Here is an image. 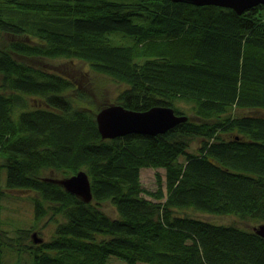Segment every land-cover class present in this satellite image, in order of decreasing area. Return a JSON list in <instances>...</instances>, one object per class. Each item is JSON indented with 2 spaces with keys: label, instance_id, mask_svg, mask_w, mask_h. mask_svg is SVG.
Instances as JSON below:
<instances>
[{
  "label": "trees",
  "instance_id": "trees-1",
  "mask_svg": "<svg viewBox=\"0 0 264 264\" xmlns=\"http://www.w3.org/2000/svg\"><path fill=\"white\" fill-rule=\"evenodd\" d=\"M0 34L9 36L0 48V264L3 247L31 251L33 264H264L252 230L185 213L264 223V5L238 15L170 0H0ZM58 58L122 85L116 104L170 106L187 119L155 136L102 139L95 115L110 103L28 62ZM142 168L164 169V181L156 173V189H144ZM47 170L85 171L91 202ZM4 189L32 195L33 225L12 236L2 228ZM50 223V237L34 243L31 233Z\"/></svg>",
  "mask_w": 264,
  "mask_h": 264
},
{
  "label": "rangeland",
  "instance_id": "rangeland-1",
  "mask_svg": "<svg viewBox=\"0 0 264 264\" xmlns=\"http://www.w3.org/2000/svg\"><path fill=\"white\" fill-rule=\"evenodd\" d=\"M9 40V36L0 34V48L4 46ZM27 62V61H26ZM33 66H40L46 70L54 71L57 73L64 74V76L70 77L73 79L75 84L80 87V90L91 93L94 99H104L108 103H114V99L118 91L122 88V85H119L113 81L110 77L103 74L95 73L90 67L81 61H70L63 58L58 59H40L28 61ZM1 80V79H0ZM31 104L32 101L29 100ZM179 106V103H178ZM187 114L191 116V112L187 111ZM197 149L196 141H193L188 148L189 152L195 153ZM183 158H180L182 161ZM45 177H57L61 178L59 174L53 171L43 172ZM158 173L162 181L165 179V170L162 168L151 169V168H142L140 170V182L144 189L148 191H153L156 189V180L155 174ZM0 183L2 186L5 185V168L0 170ZM163 190L165 186L163 184ZM22 192H8L4 189L2 196V213L1 221L3 223V230H6L11 236L14 235L17 229L21 228H30L33 225V204H32V195L31 193L23 194ZM148 198L147 195H144ZM100 208L108 214L110 217H116V212L112 206L108 203H102ZM186 214L198 217L201 220L206 222L216 224V225H233L242 230H252L258 222L254 220H240L233 215H212V214H202L194 213L191 210H186ZM53 223L47 224L40 229H37L38 232L31 233V238L33 240V234L38 239L46 240L50 237V234L53 230ZM26 241L24 243H28ZM2 264H33V254L31 251L18 252L10 247L2 248ZM106 264H126L121 259L110 256ZM147 264V263H140Z\"/></svg>",
  "mask_w": 264,
  "mask_h": 264
},
{
  "label": "water",
  "instance_id": "water-1",
  "mask_svg": "<svg viewBox=\"0 0 264 264\" xmlns=\"http://www.w3.org/2000/svg\"><path fill=\"white\" fill-rule=\"evenodd\" d=\"M171 2L187 3L194 6H216L228 8L240 15L245 10L257 5H264V0H170ZM187 117L177 114L170 106H153L145 111H135L120 104L110 103L96 112L95 121L102 139H113L128 134H143L155 136L163 134ZM50 181L60 185L64 191L73 194L82 201L89 203L92 200L90 181L85 171ZM252 231L264 239V223H258ZM33 241H40L33 234Z\"/></svg>",
  "mask_w": 264,
  "mask_h": 264
}]
</instances>
